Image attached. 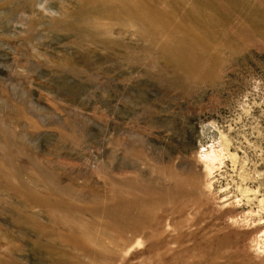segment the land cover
Wrapping results in <instances>:
<instances>
[{
    "label": "rangeland",
    "instance_id": "1",
    "mask_svg": "<svg viewBox=\"0 0 264 264\" xmlns=\"http://www.w3.org/2000/svg\"><path fill=\"white\" fill-rule=\"evenodd\" d=\"M0 264H264V0H0Z\"/></svg>",
    "mask_w": 264,
    "mask_h": 264
},
{
    "label": "bare ground",
    "instance_id": "2",
    "mask_svg": "<svg viewBox=\"0 0 264 264\" xmlns=\"http://www.w3.org/2000/svg\"><path fill=\"white\" fill-rule=\"evenodd\" d=\"M127 13V12H126Z\"/></svg>",
    "mask_w": 264,
    "mask_h": 264
}]
</instances>
